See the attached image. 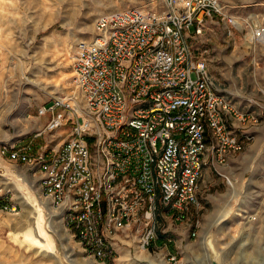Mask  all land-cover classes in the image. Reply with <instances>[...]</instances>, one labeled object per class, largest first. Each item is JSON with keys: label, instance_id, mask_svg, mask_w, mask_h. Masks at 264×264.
I'll return each instance as SVG.
<instances>
[{"label": "built area", "instance_id": "built-area-1", "mask_svg": "<svg viewBox=\"0 0 264 264\" xmlns=\"http://www.w3.org/2000/svg\"><path fill=\"white\" fill-rule=\"evenodd\" d=\"M226 7L160 0L100 15L94 36L76 43L74 89L38 108L50 117L46 129L69 124V137L51 149L37 147L40 134L1 147L39 175L42 195L100 264H116L120 234L139 235L144 250L171 241L161 227L199 203L204 170L244 149L249 114L225 99L186 32L195 25L203 33L214 16L238 24ZM249 38L264 39V26H250ZM11 192L0 188V211L16 209Z\"/></svg>", "mask_w": 264, "mask_h": 264}, {"label": "rangeland", "instance_id": "rangeland-1", "mask_svg": "<svg viewBox=\"0 0 264 264\" xmlns=\"http://www.w3.org/2000/svg\"><path fill=\"white\" fill-rule=\"evenodd\" d=\"M224 3L238 24L214 16L207 20L203 33L196 35L195 25L186 32L192 34L190 43L196 55L207 59L225 99L234 108L249 114L244 133L239 134L244 149L233 153L227 164L205 169L199 203L191 207L183 220L168 218L173 226L166 222L162 225L160 234H168L171 241L164 244L161 238L158 241L161 246H152L146 252L170 264H187L191 255L192 262L201 264L202 236L211 233L225 247L226 264H251V256H247L254 251L259 252L257 262L264 260V39L251 41L249 38L250 26H264V0H224ZM158 5L160 0H0V152L2 146L22 144L36 134H40L35 141L41 149L57 147L66 140L70 125L46 129L50 117L39 116L38 108L74 89L73 56L77 41L94 36L95 23L103 13ZM87 139L92 142V138ZM34 173L26 165L10 161L0 153V188L5 189L8 182L22 183L17 176L22 175L34 186L38 202L41 198L48 205V199L37 190L39 175ZM234 176L240 183L238 189L242 194L244 188V193L233 210L243 205L240 210L243 214H236V210L229 222H221L220 225L225 224L224 232L216 236L218 226L207 229L229 199L230 180ZM9 200L16 209L0 211V264H57L36 247L34 225L38 212H34L29 198L17 188L12 190ZM44 219L43 225L53 236L56 251L66 254L63 242L47 228ZM62 229L65 235L71 236L68 242L74 251L73 259L84 264H100L84 251L65 225ZM193 231L196 235H192ZM118 238L122 242L116 264L147 263L137 256L139 235L120 234ZM193 248L200 252L194 253ZM170 252L177 257L170 260ZM126 255L130 258L119 262Z\"/></svg>", "mask_w": 264, "mask_h": 264}, {"label": "bare ground", "instance_id": "bare-ground-1", "mask_svg": "<svg viewBox=\"0 0 264 264\" xmlns=\"http://www.w3.org/2000/svg\"><path fill=\"white\" fill-rule=\"evenodd\" d=\"M141 8L145 9V7H141ZM239 25L241 26L242 24L239 23ZM17 176L21 178L22 183L18 182L20 184L14 183V184L11 185L8 182V183L5 184L6 185L5 187L6 188L11 187L12 190H17V188L21 189L22 193L29 198V201H30L31 205H33L34 212H38L37 213L38 215L36 217V223L34 225L35 226V232H36V239H35L34 242H36V244H37L36 247L39 249V251H43L48 256H51L52 258H54L56 260L57 264H84V263H81L76 258L75 259L72 258V256L74 255V253H73L74 251H73V248H71V245L68 242V239H71V236L70 235H68V236L65 235L66 231H65V229H62V226H64V225H62V223H63L62 212H60L58 209H56L53 205L51 206L52 203L49 200L48 201L50 202V204H48V205L46 204L47 206L41 200V198H40V202H38V196H37L36 190L33 189L34 186L31 185L29 183V180H27L22 175H17ZM28 184H30V185H28ZM239 185H240V183L237 180V178L235 176L232 177V179L230 180V190H231L230 193H231V195H230L229 199H227L224 202V205H222V208L220 209V212L217 215V220L214 221V223H211L212 221L208 223V225L210 223L211 224H210L209 228L207 229V231L213 225H215L216 227L218 226V233H217L218 235H216V236H219V233L220 232L223 233L224 229H225V224H221L220 225L221 222L225 223L226 220L229 222V220L231 219V217L233 216V214L235 213L236 210H237L236 214H238V215H242L243 214V213H241V211L244 208L243 205L240 206V207L238 206L239 208L237 207L236 210L235 209L233 210V205L240 200L241 196L244 193V188H243V193L241 194V191L238 189ZM37 190L40 193H42L40 187H38ZM23 191L26 192L27 194H25ZM45 199H47V198H45ZM240 204H241V202H240ZM43 211H45V213H44L45 219L44 220H45L47 228H50L51 230H53V232L56 235H58V238L64 244L63 246H64V249H65V252H66L65 256H61V255H59V253H57V251H56V247L57 246L55 245L54 238L46 230V227H44V225H43V218L44 217H41V214H42ZM249 223H250V220L247 221V224H249ZM67 232H70V231L67 230ZM25 234L26 233H24V235ZM201 248L204 250V255H203V259L201 261V264H211L209 259H208V253H209V250L211 248L214 250L216 257L219 258L223 264H226L225 263V261H226L225 260V254L223 252L225 247H223L220 239H217V238H215V239L213 238L212 239L210 237L207 238L206 234H205V236L204 235L202 236ZM192 251L194 253L200 252L198 250V248H196V249L193 248ZM258 254H259V252L257 253V251H254V252L250 253L247 256L248 258L250 256L252 257V258L250 257V259H252V261L250 260L252 262L251 264H264V260H263V262H261V261L257 262V259H258L257 255ZM137 256L140 259L146 260L147 263H145V264H170L167 260H164V259L158 260L157 258L152 257L150 254H148L146 252V250H144L141 247V245H140V252L137 253ZM191 256H189V261L187 260V264H195L194 261L193 262L191 261V258H193ZM261 256H263V255L260 254V257ZM245 257H246V255H245ZM128 258H130V255L123 256V257L119 258V262H122L121 261L122 259H128ZM86 263L88 264V262H86ZM245 264H248V263L245 262Z\"/></svg>", "mask_w": 264, "mask_h": 264}, {"label": "water", "instance_id": "water-1", "mask_svg": "<svg viewBox=\"0 0 264 264\" xmlns=\"http://www.w3.org/2000/svg\"><path fill=\"white\" fill-rule=\"evenodd\" d=\"M206 237H207V238H208V237L212 238V237H213V236H212V233H211L210 235L206 236ZM212 239H213V238H212ZM55 240H56V239H55ZM57 253H59V255H61V256H65V255H66L63 251H57ZM208 259H209V261H210L211 264H223V263L221 262V260H220L219 258L216 257L215 252H214V250H213L212 248L209 250V253H208Z\"/></svg>", "mask_w": 264, "mask_h": 264}, {"label": "crops", "instance_id": "crops-1", "mask_svg": "<svg viewBox=\"0 0 264 264\" xmlns=\"http://www.w3.org/2000/svg\"><path fill=\"white\" fill-rule=\"evenodd\" d=\"M159 240H160V239H159ZM164 244H166L165 241H164ZM155 245L161 246L160 244H158V242H157ZM155 245H154V246H155Z\"/></svg>", "mask_w": 264, "mask_h": 264}, {"label": "trees", "instance_id": "trees-1", "mask_svg": "<svg viewBox=\"0 0 264 264\" xmlns=\"http://www.w3.org/2000/svg\"><path fill=\"white\" fill-rule=\"evenodd\" d=\"M0 203H2V202H0Z\"/></svg>", "mask_w": 264, "mask_h": 264}]
</instances>
